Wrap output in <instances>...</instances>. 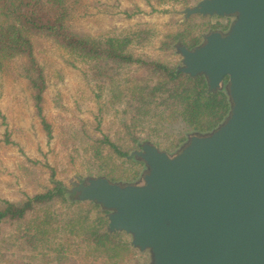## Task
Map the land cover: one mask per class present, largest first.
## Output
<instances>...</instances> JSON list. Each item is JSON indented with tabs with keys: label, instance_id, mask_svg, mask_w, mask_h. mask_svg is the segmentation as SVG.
<instances>
[{
	"label": "trees",
	"instance_id": "obj_1",
	"mask_svg": "<svg viewBox=\"0 0 264 264\" xmlns=\"http://www.w3.org/2000/svg\"><path fill=\"white\" fill-rule=\"evenodd\" d=\"M146 1L151 7L184 9L199 0ZM82 5L83 0H0V75L6 73L26 82L49 141L54 135L44 115L48 84L35 51V38L48 39L85 63L92 80L107 88L111 103L122 108L113 133L87 141L75 129L62 136L63 148L70 147L84 158L89 178L105 177L115 183L117 170L125 164L142 165L130 155L145 143L160 147V142H168L170 150L189 135L209 134L227 120L228 96L209 92L203 76L193 78L179 66L134 53V47L152 43L154 29L142 27L100 37L79 33L72 29L71 21ZM198 17L204 20L193 16L177 32L166 35L160 49L178 53V45L199 46L202 35L198 28L205 31L207 23L197 24ZM48 168L51 188L18 202L0 200V264H33L39 252L53 254L57 264H66L72 260L60 242L66 235L93 239L100 257L130 254L134 248L126 235L108 231V211L97 203L74 199L56 179V170ZM22 171L32 176L28 167L23 166Z\"/></svg>",
	"mask_w": 264,
	"mask_h": 264
},
{
	"label": "water",
	"instance_id": "obj_2",
	"mask_svg": "<svg viewBox=\"0 0 264 264\" xmlns=\"http://www.w3.org/2000/svg\"><path fill=\"white\" fill-rule=\"evenodd\" d=\"M183 13L234 17L226 34L177 46L181 72L210 91L228 79L227 120L175 155L145 143L143 184L97 177L70 193L108 211V231L149 264H264V0H200Z\"/></svg>",
	"mask_w": 264,
	"mask_h": 264
},
{
	"label": "rangeland",
	"instance_id": "obj_3",
	"mask_svg": "<svg viewBox=\"0 0 264 264\" xmlns=\"http://www.w3.org/2000/svg\"><path fill=\"white\" fill-rule=\"evenodd\" d=\"M185 9L173 5L151 7L146 0H83L82 8L71 21V27L94 37L151 27L155 31L154 40L143 48L134 47V53L144 59L178 66L181 64L180 55L162 51L160 47L166 35L177 32L190 19H184ZM206 18H196L197 24L207 23L206 28L202 27L205 31L198 28L201 35L209 31L215 22ZM34 44L47 77L44 115L52 126L54 139L49 141L47 138L26 82L6 73L1 74L0 200L18 202L43 192L46 187L51 188L48 165L56 170V179L70 191L74 182L89 179L84 158L72 152L70 147L63 148L62 136L75 129L87 141L88 138L113 133L117 117L121 116L122 108L111 103L105 86L99 87L92 80L85 63L48 39L35 38ZM167 144L160 142L159 148L174 153L182 143L170 150ZM133 160L138 162L135 157ZM23 166L28 167L32 176L23 174ZM117 171L115 175L118 180L115 183L131 184L142 178L145 167L127 163ZM134 171H138L136 176ZM125 240L130 242V237L126 236ZM60 242L72 259L66 264L150 263L149 253H141L135 248L128 255L104 258L98 255L96 243L91 238L66 235L61 237ZM39 253H36L33 264H57L53 254L44 256ZM24 261L29 262L27 259Z\"/></svg>",
	"mask_w": 264,
	"mask_h": 264
},
{
	"label": "flooded vegetation",
	"instance_id": "obj_4",
	"mask_svg": "<svg viewBox=\"0 0 264 264\" xmlns=\"http://www.w3.org/2000/svg\"><path fill=\"white\" fill-rule=\"evenodd\" d=\"M206 19H214L215 22H213V27H210L209 31L205 32L203 35H202V41H201V44H204L205 40H206V36L209 35L210 33L212 32H219L221 33L222 35L226 34L228 28L230 27V25L233 23V20H234V17H230V18H218V17H208ZM179 68L182 67V65H178ZM208 83V82H207ZM228 88H229V84H228V79L226 78L224 80V82L221 83L220 87L216 88V89H213L212 91H210V87H209V84H208V89H209V92H213V93H223L225 95H227L229 97V94H228ZM194 135H200V134H194ZM202 135V134H201ZM193 135H189L186 139L185 142H183L180 147L176 150V152L174 153H169L170 155H175L177 154L178 152H180L184 146L189 142V140L191 139ZM143 146V145H142ZM142 146L137 150V151H134L132 153V157H135V159L139 162V163H142V166L145 167V164L144 162L142 161V159L140 157L137 156V153L142 151ZM156 146V145H155ZM157 147V146H156ZM159 148V147H158ZM160 149V148H159ZM162 150V149H160ZM147 173V170H146V167H145V173L142 175V178L135 182L137 184H143L144 183V175Z\"/></svg>",
	"mask_w": 264,
	"mask_h": 264
}]
</instances>
